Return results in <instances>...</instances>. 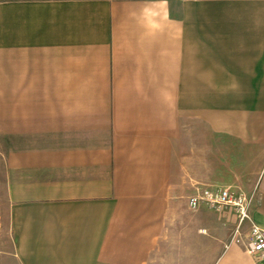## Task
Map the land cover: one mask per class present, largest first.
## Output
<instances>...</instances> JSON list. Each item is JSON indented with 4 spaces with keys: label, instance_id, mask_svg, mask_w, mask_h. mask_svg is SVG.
I'll list each match as a JSON object with an SVG mask.
<instances>
[{
    "label": "crops",
    "instance_id": "0c3cea01",
    "mask_svg": "<svg viewBox=\"0 0 264 264\" xmlns=\"http://www.w3.org/2000/svg\"><path fill=\"white\" fill-rule=\"evenodd\" d=\"M0 132L16 264H264V0H0Z\"/></svg>",
    "mask_w": 264,
    "mask_h": 264
},
{
    "label": "built area",
    "instance_id": "2783aa9c",
    "mask_svg": "<svg viewBox=\"0 0 264 264\" xmlns=\"http://www.w3.org/2000/svg\"><path fill=\"white\" fill-rule=\"evenodd\" d=\"M200 202L206 203L215 210H221L227 205H232L237 214V225L233 236L239 234V229L245 221H250L249 206L251 195L236 192L227 187L197 188L196 193L189 198L188 205L191 208L198 206ZM247 252L258 261L264 263V229L251 223L247 234Z\"/></svg>",
    "mask_w": 264,
    "mask_h": 264
},
{
    "label": "rangeland",
    "instance_id": "374dc122",
    "mask_svg": "<svg viewBox=\"0 0 264 264\" xmlns=\"http://www.w3.org/2000/svg\"><path fill=\"white\" fill-rule=\"evenodd\" d=\"M8 141L0 132V264H16L14 259V246L12 236L8 230V222L6 215V206L3 191V158L2 150L4 144ZM236 191V190H233ZM247 196H250L246 194ZM236 212V211H235ZM237 217V214H236Z\"/></svg>",
    "mask_w": 264,
    "mask_h": 264
}]
</instances>
